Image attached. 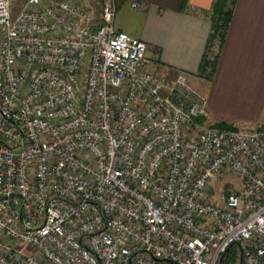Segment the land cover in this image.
I'll return each mask as SVG.
<instances>
[{
	"label": "built area",
	"instance_id": "2783aa9c",
	"mask_svg": "<svg viewBox=\"0 0 264 264\" xmlns=\"http://www.w3.org/2000/svg\"><path fill=\"white\" fill-rule=\"evenodd\" d=\"M115 14L0 0V264H264V130L211 127Z\"/></svg>",
	"mask_w": 264,
	"mask_h": 264
},
{
	"label": "crops",
	"instance_id": "0c3cea01",
	"mask_svg": "<svg viewBox=\"0 0 264 264\" xmlns=\"http://www.w3.org/2000/svg\"><path fill=\"white\" fill-rule=\"evenodd\" d=\"M27 0H10L13 13ZM99 13L100 0H89ZM136 2L137 6H132ZM216 0H116L115 28L146 45L147 64L168 79L184 77L193 86L205 55L218 64L213 78L230 63L243 65L250 55H264V0H236L234 13L221 43L209 47L211 11ZM255 56V57H254ZM254 59V60H255ZM212 78V79H213ZM210 81V79H209Z\"/></svg>",
	"mask_w": 264,
	"mask_h": 264
},
{
	"label": "rangeland",
	"instance_id": "374dc122",
	"mask_svg": "<svg viewBox=\"0 0 264 264\" xmlns=\"http://www.w3.org/2000/svg\"><path fill=\"white\" fill-rule=\"evenodd\" d=\"M254 59L250 55V61L242 66L236 62L230 63L215 78L213 75L206 76L207 79L199 78V83L193 85L208 99V124L211 127L218 128L213 125L224 121L241 131L264 130V55L262 59H259V55ZM223 179L231 182L236 189L243 186L242 180L233 173H224ZM233 249L240 253L237 247ZM228 260L226 262L238 261Z\"/></svg>",
	"mask_w": 264,
	"mask_h": 264
},
{
	"label": "trees",
	"instance_id": "16d2710c",
	"mask_svg": "<svg viewBox=\"0 0 264 264\" xmlns=\"http://www.w3.org/2000/svg\"><path fill=\"white\" fill-rule=\"evenodd\" d=\"M236 0H216V3L211 11V22H212V32L209 38V47L212 46L213 42L218 39L221 43L225 39L227 30L231 23L234 7ZM218 55H215L214 59H211L209 56L205 55L204 61L202 63L201 74L207 76L214 75L218 64ZM200 121H204V118H201ZM213 126L220 129H235V126L228 124L224 121L217 122ZM240 253L237 249H230L226 255V260H238Z\"/></svg>",
	"mask_w": 264,
	"mask_h": 264
},
{
	"label": "water",
	"instance_id": "95a60500",
	"mask_svg": "<svg viewBox=\"0 0 264 264\" xmlns=\"http://www.w3.org/2000/svg\"><path fill=\"white\" fill-rule=\"evenodd\" d=\"M223 258H224V255H223L222 259ZM240 264H243V256H242V254H241V258H240Z\"/></svg>",
	"mask_w": 264,
	"mask_h": 264
}]
</instances>
